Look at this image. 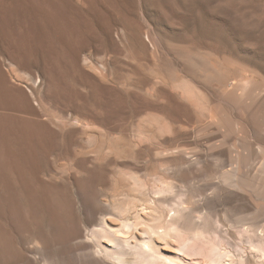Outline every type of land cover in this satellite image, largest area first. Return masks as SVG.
I'll return each mask as SVG.
<instances>
[{"label":"bare ground","instance_id":"1","mask_svg":"<svg viewBox=\"0 0 264 264\" xmlns=\"http://www.w3.org/2000/svg\"><path fill=\"white\" fill-rule=\"evenodd\" d=\"M28 1L16 0V9ZM213 1L221 0H142L152 12V53L157 52L161 36L169 46L171 35L189 25L202 32L218 27L224 45L229 46L224 50L225 60L235 63L246 76L219 90L211 87L218 90L215 97L213 90L192 77L186 85L177 84L176 90L164 81H152L154 93L165 94L166 103L161 106L167 111L163 112L173 145L171 157L156 174L147 176L157 182L153 188L148 180L137 184L132 197L121 192L130 200L103 202L102 189L89 183L77 182L69 188L54 185L50 190L26 184L17 168L26 158L22 155L20 162L11 150L14 139L10 137L21 132L31 150L34 145L44 147L45 133L38 123L19 117L17 109L19 116L14 114L11 104L6 107L13 113L0 106V156H4L0 160V264H264V10L235 0L211 6ZM129 29L124 31L129 41L148 47L138 29ZM233 46L244 54L238 55ZM38 72L49 86L50 73L43 66ZM8 73L0 61V102L4 104L18 97L6 86ZM152 129L145 130L150 138ZM213 133L211 139L206 138ZM204 138L212 142L200 152L204 141L198 143V139ZM183 140L194 146H181ZM212 158L216 171L207 194L192 186V175L195 166H205ZM6 166L12 168L6 171ZM167 177L172 180L163 179ZM11 178L18 186L12 185ZM186 187L188 198L184 197ZM146 188H152V197L145 198Z\"/></svg>","mask_w":264,"mask_h":264},{"label":"rangeland","instance_id":"2","mask_svg":"<svg viewBox=\"0 0 264 264\" xmlns=\"http://www.w3.org/2000/svg\"><path fill=\"white\" fill-rule=\"evenodd\" d=\"M11 1L0 0V61L10 74L6 86L12 88L18 97L14 96L16 105L8 100L10 103L2 101L0 106L11 104L9 107L14 106L12 110H18L20 116L18 112L14 111V114L29 118L43 128L44 147L34 145L33 152L28 150L21 132L10 137L11 140H18L16 136L24 139H19L21 142L12 140L10 147L19 155L20 162L26 158V162L17 168L20 167L24 182L33 188L40 185L50 190L54 185L69 188L77 182L89 183L102 189L103 202L130 200L123 193L131 197L135 195L137 184L148 181L147 176L156 174L157 168L171 157L173 145L165 129L168 117L163 112L165 106H161L166 103L165 94L154 93L152 81H164L169 89L176 90L191 82L186 79L192 77L200 80L205 89L213 90L215 97L227 83L246 76L235 63L225 60L229 46L224 45L218 27L213 32H202L198 26L189 25L181 33L177 30L174 35L170 34L173 36V41L169 40L172 46L166 45L161 36L157 52L152 53L149 46L153 32L150 27L152 12L145 9L142 0H29L20 9H16V0L12 5ZM224 1L228 0L210 4L223 5ZM235 1L255 10H264V0ZM124 27L138 29L141 41L148 47L141 48L129 41ZM175 38V42L183 40L174 43ZM236 46H233L234 50L242 56L244 52ZM74 51L78 54L76 57ZM35 63L39 68H34ZM41 65L51 75L49 86L38 75ZM211 87L219 89L215 88V91ZM203 94L199 95L204 98ZM5 107L7 112L12 111ZM74 116H78V120ZM18 126V131L23 130ZM149 127L153 128L151 138L145 131ZM213 135L215 133L206 138L211 139ZM185 141L179 142L181 146H194ZM198 141H204L200 152H205V146L212 142L205 138ZM28 154L30 158L26 157ZM3 158L2 154L0 160ZM11 168L5 167L6 171ZM194 168L192 186L209 194L212 174L216 171L213 158L205 166L200 164ZM228 168L226 166L225 170ZM167 178L163 179L172 180ZM13 179L11 183L15 186L16 180ZM150 180L149 187L157 185L156 181ZM152 188H146L145 198L152 197ZM187 188L184 192L186 198L189 196ZM257 201L261 203V200ZM261 223L264 224V220Z\"/></svg>","mask_w":264,"mask_h":264}]
</instances>
